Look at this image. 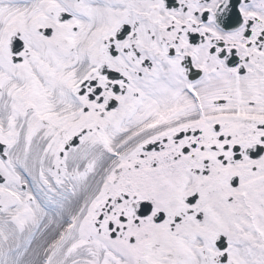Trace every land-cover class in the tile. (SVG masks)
Instances as JSON below:
<instances>
[{
	"label": "snow or ice",
	"instance_id": "6c2138e0",
	"mask_svg": "<svg viewBox=\"0 0 264 264\" xmlns=\"http://www.w3.org/2000/svg\"><path fill=\"white\" fill-rule=\"evenodd\" d=\"M0 264H264V0H0Z\"/></svg>",
	"mask_w": 264,
	"mask_h": 264
}]
</instances>
